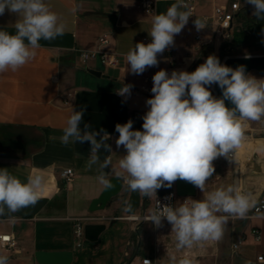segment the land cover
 Returning a JSON list of instances; mask_svg holds the SVG:
<instances>
[{"label": "crops", "instance_id": "obj_1", "mask_svg": "<svg viewBox=\"0 0 264 264\" xmlns=\"http://www.w3.org/2000/svg\"><path fill=\"white\" fill-rule=\"evenodd\" d=\"M235 1L238 0H195V14L174 37V46L158 55V66L134 75L127 71L126 53L143 39L151 40L152 22L142 13L141 0H75L76 14L69 11L70 0H44L66 24L64 35L51 41L41 40L34 60L16 72L0 74V168H8L23 182L29 175L44 177L43 191L35 206L16 213L6 210L0 215V231L12 233L17 242L15 253H0L8 255V264H37L34 259L37 251H72L71 264H84L83 258L88 259L86 264H140L142 258H150L143 256L147 248L153 253L150 258L153 264H171L172 255L177 259L187 255L194 264H264L257 261L258 256L264 255V215L252 217L251 211L242 219L229 218L221 241L183 250L176 249L175 234L166 219L160 228H155L151 223L125 218L123 209L130 190L124 183L118 199L112 198L103 210L89 212L90 202L104 188L97 180L98 166L86 167L91 156L90 144L64 145L59 140L73 107L85 108L81 127L88 123L90 130L103 129L111 137L107 143L112 151L102 148L98 155L101 161L111 157L106 178L116 177L122 171L118 161L126 150L116 147L119 133L115 125L131 119L133 130H143L142 117L149 109L146 100L152 98L143 88L161 69L170 74L173 70L194 71L206 51V46L196 45L195 35L212 41L216 31L214 9L229 7ZM240 1L245 0H239L240 8H245ZM173 3L175 0H158L157 13L166 12ZM237 15L239 12L234 13V21ZM197 17L207 21V27L199 32L193 23ZM16 20L15 14L6 11L0 16V29L14 33ZM104 35L108 38L106 50L117 57V66L104 68L98 61L83 64L79 52L93 49ZM219 47L220 42L216 41L214 48ZM88 70L100 72V76L91 75ZM123 83L133 85L130 96L117 94ZM136 114L138 118L134 120ZM236 161L224 157L213 161L215 173L207 181L204 193L195 187L194 196L189 197L201 200L219 187L237 184L256 200L264 198V163H252L242 172ZM67 169L73 174L69 182L61 176ZM154 197L147 198L146 214L152 210ZM179 204L177 201L175 206ZM142 213L138 210L136 215ZM77 218L84 219L83 225L105 224L96 242L87 246L81 242L80 247L73 244V219ZM39 223L46 225L41 227ZM255 229L261 233L258 242L253 236ZM239 240L241 244L233 250Z\"/></svg>", "mask_w": 264, "mask_h": 264}, {"label": "clouds", "instance_id": "obj_2", "mask_svg": "<svg viewBox=\"0 0 264 264\" xmlns=\"http://www.w3.org/2000/svg\"><path fill=\"white\" fill-rule=\"evenodd\" d=\"M245 3L254 7L252 15L257 21H264V0H245ZM70 4L69 11L76 14L75 0H70ZM6 11L15 14L17 20L14 33L0 29V74L20 70L35 59L41 40H54L64 35L66 29L60 16L44 0H0V16ZM190 17L192 11L186 0H175L166 12L154 15L149 33L151 42H138L129 49L125 57L127 71L140 75L147 68L158 66V55L174 46V37L185 28ZM193 23L198 32L207 27L206 19L197 17ZM152 80L153 96L146 100L149 109L142 117L143 130H133L131 119L115 125L119 133L116 147L126 150L118 161L122 171L116 177L131 192L146 198L157 197L158 190L172 188L177 180L189 182L204 193L207 181L215 173L213 161L219 157L236 161V154L246 139L247 122L264 120V78L246 73L244 65L236 68L223 65L212 54L192 72L173 70L169 75L161 69ZM213 84L222 90L221 98L210 91ZM132 87L123 83L116 92L127 97ZM226 100L234 107H227ZM85 111L83 107L79 110L73 107L59 140L64 145L89 143L91 156L86 167L91 169L97 165L98 182L105 189H112L115 185L105 173L112 159L109 156L101 161L98 155L102 148L112 151L107 143L111 137L103 129L90 130L88 123L82 128ZM43 187L44 177L40 174L29 175L23 182L8 168H0V215L6 210L16 213L35 206ZM171 199V196L165 197V200ZM257 203L252 193L230 184L208 192L201 200L187 198L175 207L173 203L162 204L157 199L155 208L140 217L131 202H126L123 210L130 220L151 223L155 228H160L166 219L171 233L175 234L176 249L183 250L221 241L229 218H245ZM170 262L194 264L187 255L179 259L172 255ZM0 264H8V257L0 255ZM145 264L151 262L145 260Z\"/></svg>", "mask_w": 264, "mask_h": 264}, {"label": "built area", "instance_id": "obj_3", "mask_svg": "<svg viewBox=\"0 0 264 264\" xmlns=\"http://www.w3.org/2000/svg\"><path fill=\"white\" fill-rule=\"evenodd\" d=\"M186 3L188 4L189 8L192 11V15L195 14V0H186ZM157 4L158 0H141L140 8L144 15L149 16L151 18L157 13ZM240 10L239 0L231 3L229 7L226 6H219L214 9V22L216 26V30L218 32V36L224 41L228 42L231 37V31L233 28V21H234V13L238 12ZM143 43L147 44L150 43V39H143ZM195 42L196 44H200V46H206L210 43L208 39H205L201 34L195 35ZM108 44V38L106 35L99 38L97 44L95 47L91 50H81L79 52L80 60L83 64H87L90 61H98L101 66L104 68H115L118 64L117 57L109 53L106 50V45ZM169 73V71H167ZM170 74V73H169ZM153 87V80L150 79L148 82V86L143 88V92L147 94L148 96L152 97L153 93L151 92V88ZM212 87V86H211ZM138 115H134L133 119H137ZM72 170L67 169L61 172V176L63 179H65L66 182H69L72 177ZM171 196L172 199L165 200V197ZM190 198L189 196H178L176 192L172 189H170L169 193L165 196H155L152 200V209L156 206L157 199L160 200L162 204L166 203H173V206L175 207V203L177 201H180V203L183 202V200ZM257 203V207L255 209L251 210V216H261L264 215V198H259ZM259 209V211H257ZM146 215L145 212H143L141 215H137L138 217ZM126 219L130 220L128 216L125 217ZM84 219H73V233L74 238L76 240V246H81V241L84 239V225H83ZM132 221V220H130ZM136 223H139L137 221H133ZM142 223V222H141ZM254 240L256 242L260 241L261 239V233L259 229H255L253 231ZM241 244V241H237L233 245V250H236L238 246ZM17 249V242L12 233H6L0 231V253L3 251L5 253H8V255L15 253ZM1 255V254H0ZM8 255H6L8 257ZM4 256V255H3ZM145 260H148L152 263V260L150 258H142L140 264H145ZM257 261L264 262V255L258 256Z\"/></svg>", "mask_w": 264, "mask_h": 264}, {"label": "rangeland", "instance_id": "obj_4", "mask_svg": "<svg viewBox=\"0 0 264 264\" xmlns=\"http://www.w3.org/2000/svg\"><path fill=\"white\" fill-rule=\"evenodd\" d=\"M241 5L245 8H240L239 17H237L233 23V28L231 31V37L228 42H224L219 36L217 30L214 33L213 40L210 41L208 45H206V51L203 52L202 59L200 60V64L204 63V60L209 55H216L220 63L227 57H238V56H264V21H260L258 26H254V23L257 22V19L252 15L254 11V7L245 3V1H240ZM253 23V25H252ZM234 37V38H233ZM218 41L220 42L219 49L214 48V43ZM249 74L255 76L256 78H264V76L259 75L257 72H250ZM210 91L214 96V92L212 87H210ZM248 126L245 129V142H256L264 140V120L261 121H249L247 122ZM240 167L242 172L245 171L246 168L251 166V164L264 163V148L261 150L249 149L242 150L239 149ZM122 193V192H121ZM118 194L115 199L120 197ZM45 226L46 224L39 223V226ZM7 229V228H6ZM71 235L72 232L70 231ZM104 235V233L102 234ZM104 237V236H103ZM73 239V235H72ZM73 244L75 245L76 241L73 239ZM83 245H91L93 243H89L85 240L81 241ZM135 247V245H134ZM133 247V249H134ZM143 256H149L153 258V253L150 248L143 250ZM131 258V254L129 255V260ZM83 263L86 264L88 259L83 258ZM127 263V262H126ZM82 264V263H81Z\"/></svg>", "mask_w": 264, "mask_h": 264}, {"label": "water", "instance_id": "obj_5", "mask_svg": "<svg viewBox=\"0 0 264 264\" xmlns=\"http://www.w3.org/2000/svg\"><path fill=\"white\" fill-rule=\"evenodd\" d=\"M206 60V59H205ZM204 60V62H205ZM221 64L227 65L232 68L244 65L246 68V73L252 71L257 72L259 75L264 76V56H238V57H227L222 60ZM88 73L96 77L100 76V72L94 70H88ZM212 90L214 96L217 98L222 97V90L218 85L213 84ZM227 107H234L230 101H225ZM255 165V164H254ZM264 174V167L262 168ZM115 185L112 189H102L99 196L93 199L88 207V211L93 213L103 210L106 205L111 201L112 198L116 197L121 193L123 189V182L117 177H112L109 179ZM170 189L174 190L178 196H194L195 186L189 182L183 180H177L172 188H161L157 191V196H165L169 193ZM127 202L133 204L135 212L141 210L144 212L145 204L147 198H141L138 192H129V197ZM126 216L128 214L125 212ZM105 230V224H86L84 225V239L89 243H94L98 240L99 235ZM72 251H37L34 253V259L37 264H71L72 263Z\"/></svg>", "mask_w": 264, "mask_h": 264}, {"label": "bare ground", "instance_id": "obj_6", "mask_svg": "<svg viewBox=\"0 0 264 264\" xmlns=\"http://www.w3.org/2000/svg\"><path fill=\"white\" fill-rule=\"evenodd\" d=\"M198 47H200V44H196ZM256 149V150H261L264 148V140L262 141H256V142H245V144L242 145V147L240 149L242 150H249V149ZM239 152L236 154V160L238 161L239 163V159L241 158L240 155H239Z\"/></svg>", "mask_w": 264, "mask_h": 264}, {"label": "trees", "instance_id": "obj_7", "mask_svg": "<svg viewBox=\"0 0 264 264\" xmlns=\"http://www.w3.org/2000/svg\"><path fill=\"white\" fill-rule=\"evenodd\" d=\"M239 15H237V17H238ZM260 24V21H257V22H255L254 23V26H258ZM252 25H253V23H252ZM234 38V37H233Z\"/></svg>", "mask_w": 264, "mask_h": 264}]
</instances>
